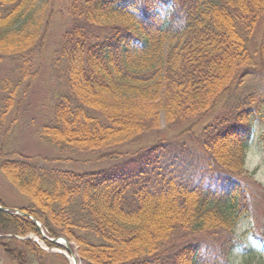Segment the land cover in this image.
Listing matches in <instances>:
<instances>
[{
	"label": "trees",
	"instance_id": "16d2710c",
	"mask_svg": "<svg viewBox=\"0 0 264 264\" xmlns=\"http://www.w3.org/2000/svg\"><path fill=\"white\" fill-rule=\"evenodd\" d=\"M39 2L0 0V60L26 85L46 32L43 17L35 21ZM72 2L57 51L66 91L39 135L110 164L77 172L10 157L0 145V172L28 199L17 207L25 216L0 197L8 209H0V253L15 264H48L34 237L64 248L39 222L47 237L74 243L83 264H231L236 221L264 197L244 167L253 126L264 121V87L252 82L264 73V0ZM15 92L2 96L0 128ZM217 106L198 134L187 128L183 140L157 137L121 151L160 132L162 114L167 129H181ZM249 231L264 239V217Z\"/></svg>",
	"mask_w": 264,
	"mask_h": 264
},
{
	"label": "rangeland",
	"instance_id": "374dc122",
	"mask_svg": "<svg viewBox=\"0 0 264 264\" xmlns=\"http://www.w3.org/2000/svg\"><path fill=\"white\" fill-rule=\"evenodd\" d=\"M72 3V0H40L38 8L36 7L35 21L36 18L43 17L42 22L43 26L46 25V32L42 52L34 62L33 69H37V75L33 81L27 85L26 82H21L15 65L9 60H0V103L3 95H8L9 91L16 88L15 99L8 111L5 122L0 128V145L3 146V152L10 157L13 156V153H17L23 156H31L33 157L32 160L39 164L85 172L97 168L99 170L110 163L108 161L105 163L96 161L100 153L59 151L55 146L46 143L39 135L41 127L53 121V109L57 98L66 91L65 79L61 68L62 63L57 61V51L60 47L63 33L72 23L70 17ZM168 9L171 8L168 7ZM127 23L130 24L131 21L128 20ZM161 42L163 43H160V48L161 50L163 49L164 53L167 42ZM252 82L257 86L264 87V73L257 76ZM219 106L202 122L194 120L181 129H167L162 114V130L160 132L157 131L141 136L135 142L122 148L121 151L125 153L132 152L139 147L153 143L157 137L171 138L176 136V138L183 140L188 135L183 133L187 128H191L192 132L195 131L198 134L199 129L209 124L213 116L218 113ZM253 127L252 138L244 156V167L260 188L264 189V121L256 122ZM41 158L51 160L69 159L70 161L47 163ZM250 183L253 184V181L250 180ZM134 190V186H129L125 189L127 194H131ZM0 197L11 208L21 207L28 203V199L17 192L1 172ZM261 199L262 202L260 204ZM253 212V216L238 218L236 223L240 220L246 221L248 231L253 223L254 231L257 232L264 217V197L261 192ZM34 240L47 252L46 261L48 264H72L69 258L63 255L65 259L58 255L60 254L59 250L62 249L50 248L37 237H34ZM70 248L77 257L76 245L71 243ZM246 262L264 264V259L258 257L255 252H251L249 253V258L243 263ZM78 263L83 264L81 261H78ZM0 264L15 263L0 253Z\"/></svg>",
	"mask_w": 264,
	"mask_h": 264
},
{
	"label": "clouds",
	"instance_id": "9594fccd",
	"mask_svg": "<svg viewBox=\"0 0 264 264\" xmlns=\"http://www.w3.org/2000/svg\"><path fill=\"white\" fill-rule=\"evenodd\" d=\"M233 238V246L229 254L231 264H243L249 258L250 251L264 259V239H258L256 234L249 232L246 221L240 220L235 224Z\"/></svg>",
	"mask_w": 264,
	"mask_h": 264
},
{
	"label": "water",
	"instance_id": "95a60500",
	"mask_svg": "<svg viewBox=\"0 0 264 264\" xmlns=\"http://www.w3.org/2000/svg\"><path fill=\"white\" fill-rule=\"evenodd\" d=\"M0 209H1V210H4V211H8L7 208H3V207H1V206H0ZM15 212H16V213H19V214H22V215H25V216H28L27 213H25V212H23V211H20L19 209H15ZM36 222H37V221H36ZM37 225H38V227H39V230H40L41 234H42L45 238H47L49 241H51V242H53V243H58V244L62 245V246L65 248L66 251H68L70 254L73 255V258H74V264H77V262H78L77 257L72 253L71 248H70V243H69L68 240H66V239L63 238V237H61V238H49V237L45 236L43 230L41 229V224H40L39 222H37ZM62 242H64V244H63ZM59 252L62 253L63 255H65V256H67L64 252H62V251H59Z\"/></svg>",
	"mask_w": 264,
	"mask_h": 264
},
{
	"label": "bare ground",
	"instance_id": "6f19581e",
	"mask_svg": "<svg viewBox=\"0 0 264 264\" xmlns=\"http://www.w3.org/2000/svg\"><path fill=\"white\" fill-rule=\"evenodd\" d=\"M62 243L64 244V242H62ZM63 252H64V251H63ZM64 253L68 256V258L70 259V261L72 262V264H74V258H73V255L70 254L68 251H65ZM77 264H79V263L77 262Z\"/></svg>",
	"mask_w": 264,
	"mask_h": 264
}]
</instances>
